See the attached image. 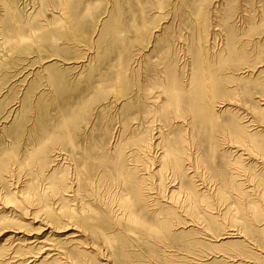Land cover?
Wrapping results in <instances>:
<instances>
[{
	"label": "rangeland",
	"instance_id": "1",
	"mask_svg": "<svg viewBox=\"0 0 264 264\" xmlns=\"http://www.w3.org/2000/svg\"><path fill=\"white\" fill-rule=\"evenodd\" d=\"M16 1L21 15L38 17L31 24L12 21L9 30L19 24L25 34L16 52L0 47V55L6 53L0 66V215L5 210L14 217L0 221L7 227L0 230L2 264H230L214 254L238 252L232 241L246 237L249 247L262 249L238 211L254 207L255 196L264 204L263 164L254 160L247 170L250 159L231 150L237 122L264 115V0H74L68 17L50 0ZM41 25L51 31L48 39L33 32ZM49 59H56L55 68L47 71L42 65ZM258 65L263 71H247ZM55 71L53 83L47 76ZM31 81L35 88L22 108ZM206 102L212 115L201 110ZM247 127L264 146V132ZM167 134L189 138L184 150L196 164L197 186L172 167L163 180L153 174ZM42 144L44 158L36 154ZM139 186L150 189V200L136 196ZM169 196L183 206L185 222L200 213L192 216L197 226L158 225L154 212L160 204L172 206ZM199 196L210 199L224 224L236 222L244 237L229 239L224 250L212 246L218 230L204 222ZM207 226L211 232L203 230ZM16 228L24 234L6 240ZM43 238L54 250L43 248L39 257ZM32 239L38 240L22 244Z\"/></svg>",
	"mask_w": 264,
	"mask_h": 264
},
{
	"label": "bare ground",
	"instance_id": "2",
	"mask_svg": "<svg viewBox=\"0 0 264 264\" xmlns=\"http://www.w3.org/2000/svg\"><path fill=\"white\" fill-rule=\"evenodd\" d=\"M74 0H50V2L49 3H53L55 6H59V8H60V10H58L59 11V13H61L60 11H62L63 13V16H67V14H65L64 15V12L66 13L67 12V10L70 8V6H71V4H73L74 2H73ZM16 0H0V47H2V48H5V49H7V50H9L10 52H12V51H15V50H18V48L20 47V44L22 43V41L24 40V37H25V34H24V31H23V29H24V27H20L19 26V24L20 25H23V23L24 24H31V23H29V21H34V20H36L37 19V17H38V14H36V13H29V14H24V15H26V17L24 18V15H21L20 13H19V8L16 6ZM48 2V1H47ZM75 4V3H74ZM73 4V5H74ZM58 8V9H59ZM71 10H73V9H71ZM57 11V10H56ZM85 12H83V14H84ZM57 15V14H56ZM60 15V14H59ZM63 16H61V19H62V17ZM68 17V16H67ZM18 19V22L17 23H19V24H17V26H15V28H14V31L12 30V31H10L9 30V26H11V25H13L12 24V21L13 20H15V19ZM64 18V17H63ZM66 18V17H65ZM64 18V19H65ZM16 19V20H17ZM63 19V20H64ZM67 19V18H66ZM65 21V20H64ZM74 21V20H73ZM71 23V22H70ZM66 25V24H65ZM70 25V24H69ZM72 25V24H71ZM26 27H27V25H26ZM30 27V26H29ZM69 27V26H68ZM72 27V26H71ZM43 27H42V25H41V27H37V28H33V32H36L37 31V33L36 34H38V36L40 37V39H45V38H47L48 39V37H50L51 35H50V32L51 31H47V32H44L43 31ZM68 30V29H67ZM66 30V31H67ZM70 30V29H69ZM68 32V31H67ZM72 32V31H71ZM70 32V33H71ZM6 33V34H5ZM57 33V32H56ZM56 33H54V34H56ZM67 34V33H66ZM69 34V33H68ZM67 34V35H68ZM5 35V36H4ZM2 36H4V37H2ZM28 37V36H27ZM60 37V35H58V33H57V36L56 37H54V38H59ZM67 37V36H66ZM38 38V37H37ZM69 38V37H68ZM71 38V37H70ZM2 39H4L3 41H2ZM2 41V42H1ZM22 46V45H21ZM24 47H26V46H24ZM1 48V49H2ZM5 49H4V51H5ZM24 49V48H23ZM22 49V50H23ZM8 51V52H9ZM2 52V51H1ZM16 52V51H15ZM3 53V52H2ZM4 54H6V53H4ZM4 54L3 55H0L1 57H0V66L2 65H4L5 63L2 61L3 60V56H4ZM56 60V59H55ZM55 60H53V59H49L48 60V62H50L51 64H45L44 63V65H42V68L44 69V70H47V71H49V69L50 68H55V65H53L54 63H55ZM47 63V62H46ZM76 63H78V62H76ZM42 64V63H41ZM41 66V65H40ZM57 66V65H56ZM83 66V65H82ZM261 66H263V65H258V66H255V67H253V68H247V71H254V72H256V71H259L258 70V68H261ZM79 67V66H78ZM261 71H263L262 69L259 71V72H261ZM52 72V71H51ZM58 72V71H57ZM56 71L54 72V73H50L49 75L48 74H46V75H48L47 77H49L50 79H51V81H53V83H55V82H57V78H58V73H57ZM46 73V72H45ZM60 75V74H59ZM32 82L33 81H31L30 83H28L27 84V87H26V90L24 91V93H22V97H21V99L19 100V102H20V104H22V108H24L23 106H24V104H25V102L26 103H28V101H29V96H30V94H31V92L33 91V89L35 88V84L33 85L32 84ZM264 92V91H263ZM262 93V92H261ZM262 96L264 97V95L262 94ZM261 97V96H260ZM262 98V97H261ZM260 99V98H259ZM229 104V103H228ZM260 105H262V103H259ZM28 105V104H27ZM225 105L226 104H219L218 105V107L219 108H224L225 107ZM259 105V106H260ZM130 107V106H129ZM128 107V108H129ZM201 107H202V111H204V113H205V115L206 116H208V115H212V111H214L213 110V107L211 106V108H210V105H209V103H204V104H202L201 105ZM156 108V107H155ZM158 108V107H157ZM200 108V107H199ZM146 109V108H145ZM159 110V109H158ZM197 110H200V109H197ZM216 110V109H215ZM157 111V110H156ZM258 111V110H257ZM147 112H148V110H147ZM164 112V111H163ZM215 112V111H214ZM151 113V112H150ZM175 113H177V112H175ZM180 113V112H179ZM259 113L260 114H264V107H260V109H259ZM163 114V113H162ZM253 114V113H252ZM150 115V114H149ZM172 115V114H171ZM205 115H204V117H205ZM176 118V117H175ZM209 118V117H208ZM252 118V120L250 121V119L248 120L249 122H251L250 124H246V125H241L239 122H237L238 123V128H236L235 130H232V131H234V132H232V141H234V143L235 144H237V145H234L233 144V146L232 145H230V146H232V149L233 150H231L232 152H233V154H236V155H238L239 157H245V156H247V158H249L250 159V164L246 167L247 168V170L248 169H250V168H252L254 165H256L255 164V162H254V160H260L261 162H262V164H263V169H264V146H262L261 145V143H259V142H257L252 136H250L248 133H247V126L248 125H250V127H251V125H256V127H259L260 129H258V130H261V131H263L264 132V115L262 116V117H260V118H258V120L257 119H255V117L253 116V117H251ZM210 119V118H209ZM208 119V120H209ZM235 119V118H234ZM240 119V118H239ZM242 119V118H241ZM146 121V120H145ZM212 121V120H211ZM237 121V120H236ZM243 121H241V123H242ZM246 123V122H245ZM243 124H244V122H243ZM35 126V125H34ZM151 126V125H150ZM255 128V127H254ZM161 130V129H160ZM251 130H252V128H251ZM162 131L163 130H161L160 131V133H159V135H161L162 134ZM145 133V132H144ZM154 133V132H153ZM187 134V133H186ZM261 134V133H260ZM263 134V133H262ZM32 135H35L36 137L38 136V133L37 132H33L32 133ZM158 135V136H159ZM163 136V135H162ZM259 136V135H258ZM142 137V136H141ZM191 137V136H190ZM136 138H138V137H136ZM162 138V137H161ZM264 140V134H263V137L262 138H260V140ZM133 140V139H132ZM135 140V139H134ZM146 140H147V138H146ZM187 141H189V138H188V140H187V136H185V134H181V137L180 138H178V139H176V138H172V137H170V134H167V135H165V137H164V140L162 141L163 142V145L161 146V148H163L164 150H163V155L161 156V157H163V160H162V163H160V166H159V169L158 170H156L155 172H153V174H157L158 176H159V178L160 179H162L163 180V176H164V171H165V168L167 169V167H172V169L175 171V173L177 172V171H179V172H181L182 174L183 173H185V175H186V177H188V179H190V182H192L193 184H192V186L193 187H195V186H197L196 184H195V181L197 180V179H195L194 180V178L197 176L196 174H194L193 172H194V170L195 169H191V168H196V164H195V162L193 163V161H192V158H191V154L189 153H187L186 152V150H184V146H186L187 145ZM127 142H129V141H127ZM147 142V141H146ZM264 142V141H263ZM130 143V142H129ZM135 143L139 146L141 143L142 144H144L143 142H141V139H140V137L137 139V140H135ZM134 143V145L133 146H135L136 144ZM158 143V142H157ZM160 143V142H159ZM231 144H232V142H230ZM46 144V143H45ZM141 144V145H142ZM193 144V143H192ZM225 144V143H224ZM229 144V143H228ZM146 146H148L147 144H145ZM264 145V144H263ZM169 146V147H168ZM136 148H137V146H135ZM188 147V146H187ZM191 147V146H190ZM242 147V148H241ZM243 147L245 148V149H243ZM124 148V147H123ZM125 149V148H124ZM134 149V148H133ZM144 149V148H143ZM145 150V149H144ZM142 151V150H141ZM148 151V150H147ZM223 151H224V149H223ZM45 152H46V146H44L43 144H42V146L40 147V149H38L37 150V152H36V154L37 153H40V157L41 158H44V155H45ZM231 152V153H232ZM124 152H123V150L121 151V150H118V155H122ZM35 154V155H36ZM146 155V154H145ZM198 157V156H197ZM236 158H237V156H236ZM242 158V159H243ZM137 159V158H136ZM146 159V158H145ZM198 159V158H197ZM138 160H140V158H138ZM142 161V160H141ZM149 161V160H148ZM235 161H236V159H235ZM241 161V160H240ZM146 162H147V160H146ZM155 162V161H154ZM191 162V163H190ZM230 162V161H229ZM231 162H232V160H231ZM228 163V164H226V166H228V167H226L227 169H229L230 167V169H232V166H234V163ZM149 163V162H148ZM153 163V162H152ZM196 163H198V161L196 162ZM147 164V163H146ZM154 164V163H153ZM199 164V163H198ZM231 164V165H230ZM144 165V164H143ZM148 165V164H147ZM153 166V165H152ZM134 167H137V166H135L134 165ZM260 167V166H259ZM147 168V167H146ZM145 168V169H146ZM238 168H240V167H238ZM255 168V167H254ZM226 169V170H227ZM234 169H236V167L234 168ZM241 169V168H240ZM171 170V169H170ZM239 170V169H238ZM245 169H243V173L245 172H247V171H244ZM254 170V169H253ZM260 170V169H259ZM167 171H168V169H167ZM166 171V172H167ZM231 171V170H230ZM235 171V170H234ZM250 171V170H249ZM248 171V172H249ZM262 171V170H261ZM147 172V171H146ZM170 172V171H169ZM149 173V172H148ZM147 173V174H148ZM173 173V172H172ZM181 173H180V175H181ZM191 173H193L192 175H191ZM236 173H237V171H236ZM242 173V174H243ZM142 174V173H141ZM152 174V175H153ZM178 174V173H177ZM220 174V173H219ZM234 174V173H233ZM238 174H239V172H238ZM241 174V173H240ZM258 174V173H257ZM264 174V171H263V173H262V175ZM144 175V174H143ZM166 175V174H165ZM232 175V174H231ZM136 176H137V174H136ZM135 176V177H136ZM150 176V175H149ZM248 176V175H247ZM142 177V176H141ZM155 178H156V176H154ZM240 177V176H239ZM252 177H255V176H252ZM128 178V177H127ZM137 178V177H136ZM147 177H142L141 178V180H143V179H146ZM154 178V179H155ZM184 178H185V176H184ZM197 178V177H196ZM233 178V177H232ZM235 178V177H234ZM249 178V177H248ZM128 179H130V178H128ZM139 179V178H138ZM148 179H150V177H148ZM191 179H193V180H191ZM250 179H252V178H250ZM135 180H137V179H135ZM177 180V179H176ZM225 180H226V178H225ZM236 180V179H235ZM131 181V180H130ZM140 181V180H139ZM138 181V182H139ZM144 181V180H143ZM151 181V180H150ZM222 181V180H221ZM132 182H134V183H136V181H132ZM131 182V183H132ZM142 182V181H141ZM147 182H149V181H147ZM156 182H159V181H156ZM181 182H182V179H181ZM219 182V181H218ZM223 182V181H222ZM233 182H234V180H233ZM236 182V181H235ZM234 182V183H235ZM238 182V181H237ZM246 182V181H245ZM162 183V182H161ZM160 183V184H161ZM165 183V182H164ZM226 183H227V180H226ZM137 185H140V184H138V183H136ZM148 184V183H147ZM179 184V183H178ZM202 184V183H201ZM131 185V184H130ZM134 184H132V186H133ZM137 185H134V186H137ZM146 185V184H145ZM149 185V184H148ZM228 185H230L229 183H228ZM236 185H237V183H236ZM240 185L241 184H239V188H240ZM131 186V187H132ZM150 186V185H149ZM180 186V185H179ZM223 186V185H222ZM131 187H130V191H131ZM141 186H139V188H137L136 187V189H135V187H134V189L136 190V192H137V197H139V198H142V200H150V198H151V192H150V189L148 188V187H146L147 189H145L144 190V187H141ZM181 187V186H180ZM253 187V186H252ZM251 187V188H252ZM256 187V186H255ZM179 188V187H178ZM187 188V187H186ZM218 188V187H217ZM258 188V187H257ZM180 190H181V188H179ZM207 189V188H206ZM253 189H255V188H253ZM190 189H188L187 188V190H186V192H187V195L188 196H191V193L190 192H192L193 191V189H191L190 191H189ZM194 190H196L195 188H194ZM221 190V189H220ZM229 190V189H228ZM175 191V190H174ZM197 191V190H196ZM238 191H240V189L239 190H237V192ZM255 190H253V192H254ZM231 192V191H230ZM248 192H250V191H246V192H244V194L245 195H247V193ZM252 192V193H253ZM258 192H260V191H258ZM132 193H133V195L134 194H136V193H134L133 191H132ZM173 193H175V192H173ZM176 193H177V190H176ZM193 193V192H192ZM224 193V192H223ZM236 193V192H235ZM177 194H180V193H177ZM185 194V193H184ZM199 194H202V193H199ZM205 194V193H204ZM219 194V193H218ZM239 194V192L237 193V195ZM240 194H243V192L242 193H240ZM240 194L238 195V196H240ZM249 194V193H248ZM251 194V193H250ZM254 194H255V192H254ZM253 194V195H254ZM257 195H258V193H256ZM170 195H171V193H170ZM186 195V196H187ZM220 195V194H219ZM252 195V194H251ZM154 196V195H153ZM173 196H175L174 194H173ZM173 196H169L170 197V201L169 200H167V202H169V203H171L172 204V197ZM188 196H187V198H188ZM197 196V195H196ZM201 196V195H200ZM199 196V198H201V199H199L198 198V200H200L201 201V203H200V201H199V204L200 205H205L206 207H209L210 206V208L208 209H206V207L205 206H203V207H205V208H203L204 209V211L202 212V211H199V212H202L203 213V219H205L206 218V220H204V222L206 221V223L207 224H211V225H214L215 226V228L218 230V233L216 234V235H213L212 237V239H210L211 241H213V243L214 244H212V246H214V247H216V248H218V250H224V247H226L227 246V244H229L228 243V241L230 242V240L229 239H232V238H237V237H242L243 236V234H242V231H241V227L239 228V225L236 223V222H233V223H231V224H228V225H226V224H224V223H226L224 220L222 221V219L223 218H220L219 217V213L217 212V211H215V210H212V202H210L209 200V198L207 197V200H204L202 197H200ZM202 196H204V195H202ZM207 196V195H206ZM224 196V195H223ZM226 196V195H225ZM244 196V195H243ZM198 197V196H197ZM197 197H194V198H197ZM211 197V196H210ZM213 197V196H212ZM237 197V196H236ZM236 197H234L235 199H236ZM246 197V196H245ZM258 197V196H257ZM256 196H255V198H251V199H253V203L255 204L254 205V207H250V206H252V205H248L249 207L247 208H245L244 209V207L243 206H246V205H243L242 207H241V211L239 212L238 211V214L239 213H241L242 214V216H241V218H242V227H244L245 229L244 230H246V228H247V233H249L248 231L250 230H252L251 231V233L253 232V233H255L254 232V230L259 234V237L257 238L258 239V244H259V247L261 246L262 247V249H259V248H257V247H254V245H253V248L250 246L249 247V245L247 244V242H249V240H247V238L245 237L244 239H245V241H247V242H245L244 240H242V242H240V241H232V242H237V246L239 247V250H238V252H226V254L227 255H224V254H214V256L215 257H221V255H222V257H227V258H229V263L231 262L232 264H264V207H262V205H264V204H260L259 203V199H261L262 197H260V195H259V198H257ZM214 198V197H213ZM229 198V197H228ZM189 199V198H188ZM192 199V198H191ZM205 199H206V197H205ZM226 199V198H225ZM239 199V198H238ZM247 200L246 201H248V198H246ZM263 199V198H262ZM1 200H3L2 198H0V203L2 204V202H4V201H2L1 202ZM152 200V199H151ZM190 200V199H189ZM188 200V201H189ZM197 200V199H196ZM212 200V199H211ZM219 200H221V199H219ZM241 200V199H240ZM242 200H244V199H242ZM194 201H195V199H194ZM249 201H251V200H249ZM248 201V202H249ZM192 202H193V200H192ZM196 202V201H195ZM225 202V201H224ZM262 203H263V201H261ZM191 203V202H190ZM197 203V202H196ZM195 203V204H196ZM228 203V202H227ZM145 206H147V202H144L143 203ZM157 204L159 205V203L157 202ZM175 204H176V200H175ZM175 204H172V206H169V205H163V204H160L158 207V211H156V212H154L155 213V218H157V219H160V221L158 222V225H159V223L161 224V225H169L170 226V224L172 225V223H173V221H174V223L176 222V225H178V228H181V229H186L188 226H190V225H192V226H197V224H196V221L192 218V216L193 215H195V214H197L198 215V218L200 217V213H194L192 216H191V218L188 220V221H184V219H182V216L180 215V212L184 209L183 208V206L181 207V209H179ZM194 204V203H193ZM215 204V203H214ZM217 204V203H216ZM225 204V203H224ZM244 204V203H243ZM260 204V205H259ZM150 205V204H149ZM153 205V204H152ZM156 205V204H155ZM230 205H231V203H230ZM241 205V204H240ZM193 206H195V208L198 210V206L196 207V205H193ZM213 206H216V205H213ZM228 206V205H227ZM155 207V206H154ZM153 207V208H154ZM201 207V206H200ZM232 208V207H231ZM1 209H3V206L2 205H0V210ZM155 209V208H154ZM192 210V209H191ZM220 210V209H219ZM238 210H239V208H238ZM189 213V212H188ZM9 213H6V211L5 210H3V214H1L0 215V221L1 222H8V221H10L11 223L14 221V217H11V216H9L8 215ZM162 214H165V216H162ZM182 214V213H181ZM191 214V213H190ZM160 216H162L163 218H164V220H161V219H163V218H161ZM238 215H236V217H237ZM188 217V216H187ZM187 217H185V218H187ZM194 217V216H193ZM228 217V216H227ZM200 218H202V217H200ZM232 218V217H231ZM239 218V217H238ZM195 219H196V217H195ZM233 219V218H232ZM235 219V218H234ZM237 220V219H236ZM162 221V222H161ZM229 221H231V220H229ZM228 221V222H229ZM224 222V223H223ZM257 222H260V226L259 227H257V228H255L256 226V223ZM46 224V223H45ZM200 224V223H199ZM204 224V223H203ZM47 226H48V224H47ZM202 226V225H201ZM18 227H20V226H18ZM49 227V226H48ZM3 228H7L6 226H4V227H1L0 226V230L3 232V231H5V230H7V229H4V230H2ZM40 228V227H39ZM197 228H202V227H197ZM208 228H209V226H207V227H204L203 228V230H205V232H207V230H208ZM9 229V228H8ZM18 229L19 228H16V231H15V233H13L11 236H8V238L6 239V240H9L10 238H13L14 236H17V234L18 233H23L24 234V232L23 231H21L20 229V231H18ZM41 229V231L42 230H47V227H45V226H43L42 228H40ZM216 229H214V230H216ZM208 231H210V230H208ZM211 232V231H210ZM209 232V233H210ZM217 232V231H216ZM215 232V233H216ZM246 232V231H245ZM212 234V233H211ZM244 237V236H243ZM18 238H22V236H20V237H17V239ZM36 240H38V239H32V240H28L27 241V243H22V244H30V243H33V242H35ZM41 241H37V243H40V244H42V246H38L39 248H40V251L38 252V255H39V257H41L42 256V249L43 250H46V251H50V250H54V249H51V248H49V247H47V242L45 241V240H49L48 238L47 239H45V238H43V239H40ZM51 240H54L53 238L51 239ZM33 247H35V246H33ZM260 247V248H261ZM255 249V250H254ZM215 250V249H214ZM46 253V252H45ZM225 253V252H224ZM2 253H0V255H1ZM50 255H46V256H44V258L42 259V261H47L48 259V257H49ZM5 258V257H4ZM7 258V257H6ZM12 258V257H11ZM59 258H61V257H59ZM1 259V258H0ZM204 260V259H203ZM5 261V260H4ZM8 261V260H7ZM37 261V260H36ZM204 261H206V260H204ZM202 262V264H205V262ZM12 262V261H11ZM3 263V261L1 260L0 261V264H2ZM230 263V264H231Z\"/></svg>",
	"mask_w": 264,
	"mask_h": 264
}]
</instances>
